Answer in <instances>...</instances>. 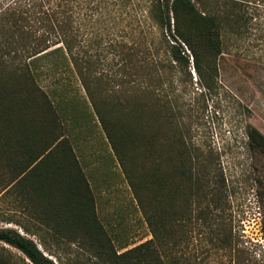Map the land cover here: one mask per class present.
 Segmentation results:
<instances>
[{
    "label": "rangeland",
    "instance_id": "rangeland-1",
    "mask_svg": "<svg viewBox=\"0 0 264 264\" xmlns=\"http://www.w3.org/2000/svg\"><path fill=\"white\" fill-rule=\"evenodd\" d=\"M191 1L221 27L222 55L202 75L183 44L189 64L175 61L173 19L169 33L156 0H72V57L59 44L30 60L42 86L62 67L81 69L123 120L110 143L133 155L124 215L111 206L112 223L98 219L112 247L37 234L56 264H127L116 255L153 238L144 212L163 221L164 244L153 246L167 264H264V151L248 136L264 139V0ZM1 197L0 228L30 221ZM146 256L140 264H152Z\"/></svg>",
    "mask_w": 264,
    "mask_h": 264
},
{
    "label": "trees",
    "instance_id": "trees-1",
    "mask_svg": "<svg viewBox=\"0 0 264 264\" xmlns=\"http://www.w3.org/2000/svg\"><path fill=\"white\" fill-rule=\"evenodd\" d=\"M155 10L156 20L162 26L165 25L169 33H171V19H173V33L170 35L175 43L171 46L175 61L185 65L189 64V56L181 55L184 53L181 44L190 51L194 69L199 75H202L205 67L210 68L212 60L221 57V27L214 17L198 12L191 0H156ZM240 18L238 21L242 20ZM59 44L71 56L73 48L72 0H0V193L5 188V162L7 161V165L10 164L9 183L26 172L20 179V183L28 181L32 185L18 187V193L23 195L25 200L29 199L33 206H36V200L41 197L40 195L51 196L53 194L52 185L47 180L48 175H44L43 172L39 173L40 162L46 158L41 159L31 169L29 167L50 147L55 132H47L51 139L48 136L43 138L44 132H25L32 117L54 119V113L45 93L35 83L31 74L29 62L35 57L46 54L48 50ZM72 65L88 95L94 101L101 100L103 104L101 113L108 117V136L111 140L110 130H117L115 124L123 122V120L113 121L114 100L109 102L110 96L103 97L100 88L93 86L91 79L84 76L83 71L75 64L72 63ZM248 136L251 148L264 151V139L257 131H250ZM119 138L120 135H117V139ZM61 145L67 149L69 157L72 158L67 142L64 141ZM112 146L128 178L130 175L127 176V167L133 155L125 146L120 149H118L119 146L118 148L113 144ZM14 191L11 189V192ZM1 198L4 200V194ZM144 215L146 220H149L148 225L152 230L153 238L123 254L115 255L127 264H129L128 261L140 264V260H143L145 255H147L146 258L149 257L152 264H167L163 262L153 246L154 242H158L159 245L164 244L163 238L156 233L157 227L160 228L163 221L159 224L152 216H148L145 212ZM6 221L7 223L13 222ZM14 223L20 225L18 222L14 221ZM37 234L36 232L21 234L12 228H0V244H3L0 246V264H56L49 254H45L44 241L46 238ZM50 234L55 241L59 239V236H64L65 239H70L72 243L82 244L80 246L83 247L87 242L91 244L97 242L103 248L106 247L105 243L108 244V248L112 244L96 216L94 204L87 213L86 225L82 226L79 231L72 234ZM28 236H35L38 242L36 243ZM5 245L21 255L19 262L13 259L11 251L6 249Z\"/></svg>",
    "mask_w": 264,
    "mask_h": 264
},
{
    "label": "crops",
    "instance_id": "crops-1",
    "mask_svg": "<svg viewBox=\"0 0 264 264\" xmlns=\"http://www.w3.org/2000/svg\"><path fill=\"white\" fill-rule=\"evenodd\" d=\"M43 78V86L38 84V87L45 93L54 119L32 117L25 132H44L43 138H50L47 132H55L50 147L29 167L31 169L46 158L40 162L39 173L48 175L53 194L40 195L36 206H33L29 199L25 200L18 193V187L32 185L28 181L20 183L26 172L9 183L10 164L8 166L6 161L5 188L0 193L4 194L6 208L11 210L6 212L21 221L24 218L30 221H23L21 225L6 221L5 228L15 229L21 234H72L86 225V216L93 204L98 219L108 225L112 223V213L115 212L114 217H117L118 212H122L127 190L124 171L108 136V117L101 113L103 104L101 100L94 101L88 95L73 65L62 67L52 79ZM64 141L70 148L72 158L61 145ZM11 189H15V193ZM111 206L114 209L112 213L108 210ZM119 215L123 216L124 213ZM28 237L38 242L35 236ZM53 242L66 240L64 236H59ZM38 247L41 248L40 245Z\"/></svg>",
    "mask_w": 264,
    "mask_h": 264
}]
</instances>
